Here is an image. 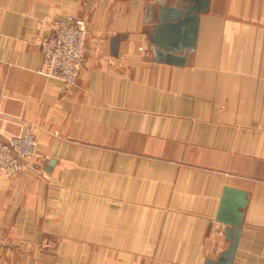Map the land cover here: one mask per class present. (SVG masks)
Returning a JSON list of instances; mask_svg holds the SVG:
<instances>
[{
  "label": "crops",
  "instance_id": "crops-1",
  "mask_svg": "<svg viewBox=\"0 0 264 264\" xmlns=\"http://www.w3.org/2000/svg\"><path fill=\"white\" fill-rule=\"evenodd\" d=\"M171 3L0 0V137L32 130L40 154L0 175V264H205L230 245L226 187L247 197L233 264H264V0H210L183 65L150 37ZM70 14L74 86L39 71Z\"/></svg>",
  "mask_w": 264,
  "mask_h": 264
},
{
  "label": "water",
  "instance_id": "water-1",
  "mask_svg": "<svg viewBox=\"0 0 264 264\" xmlns=\"http://www.w3.org/2000/svg\"><path fill=\"white\" fill-rule=\"evenodd\" d=\"M210 0H172L163 4L154 33L150 35L153 50L158 61L183 65L187 52L197 43L201 14L208 12ZM54 160L50 161L53 164ZM247 204L243 190L226 187L222 195L217 221L225 224L229 247L216 259L208 258L205 264H233L242 233L243 208Z\"/></svg>",
  "mask_w": 264,
  "mask_h": 264
},
{
  "label": "built area",
  "instance_id": "built-area-1",
  "mask_svg": "<svg viewBox=\"0 0 264 264\" xmlns=\"http://www.w3.org/2000/svg\"><path fill=\"white\" fill-rule=\"evenodd\" d=\"M50 29L51 32L40 40L43 61L39 71L74 86L78 83L86 53L87 20L70 14L66 18L52 19ZM38 143L32 130L0 137V175L19 176L29 162L40 157Z\"/></svg>",
  "mask_w": 264,
  "mask_h": 264
}]
</instances>
